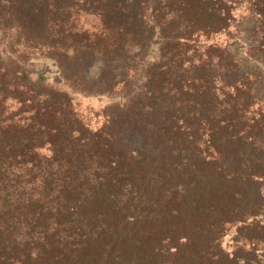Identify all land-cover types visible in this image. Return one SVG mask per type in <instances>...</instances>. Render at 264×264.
Returning a JSON list of instances; mask_svg holds the SVG:
<instances>
[{"label":"trees","instance_id":"16d2710c","mask_svg":"<svg viewBox=\"0 0 264 264\" xmlns=\"http://www.w3.org/2000/svg\"><path fill=\"white\" fill-rule=\"evenodd\" d=\"M0 264H264V0H0Z\"/></svg>","mask_w":264,"mask_h":264},{"label":"rangeland","instance_id":"374dc122","mask_svg":"<svg viewBox=\"0 0 264 264\" xmlns=\"http://www.w3.org/2000/svg\"><path fill=\"white\" fill-rule=\"evenodd\" d=\"M92 19V18H91ZM34 58H42L39 57V55H35L32 57V59L34 60ZM46 61H40V60H35L33 61V65H35V67H40V66H45ZM50 82L53 83V81L58 78L59 73L57 71V69H55V67L50 64ZM68 90H70V92L76 96V99L84 106V108H87L88 111L90 110H97L99 108H102L103 106L107 105V103L109 101L118 99L116 96H111V95H101V96H81L79 93H76L74 91H72L67 85H64ZM120 98V97H119Z\"/></svg>","mask_w":264,"mask_h":264}]
</instances>
